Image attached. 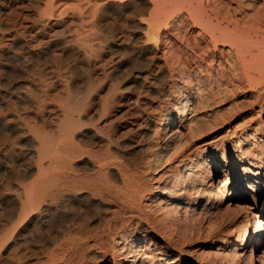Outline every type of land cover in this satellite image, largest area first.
<instances>
[{"label":"bare ground","instance_id":"6f19581e","mask_svg":"<svg viewBox=\"0 0 264 264\" xmlns=\"http://www.w3.org/2000/svg\"><path fill=\"white\" fill-rule=\"evenodd\" d=\"M23 7L26 11H20ZM111 10L137 14L144 25L140 41L113 28V51L127 46L137 54L131 63L166 68L171 101L144 115L135 101L126 109L121 132L112 137L111 130L102 136L104 130L87 116L93 98L73 95L61 70L57 80L65 97L61 94L52 108L48 98L28 93L14 102L0 100V178L10 174L0 182V264H144L152 259L145 243L160 239L175 246L172 236L183 232V219L194 210L205 218L203 239L211 242L195 247L204 258L200 263L264 264V195L259 193L264 180V0H0V53L6 60L1 57L25 68L42 60L47 64L44 55L51 51L50 60L59 68L68 64L70 52L72 61L89 66L96 44L106 38L100 18ZM148 43L153 51L147 57ZM202 68L214 80L235 68L243 79L261 84L257 119L250 118L245 129L228 128L233 138L228 142L197 136L206 122L195 106L203 109L211 99L199 83L204 75L197 71L206 72ZM111 102L104 100L102 109ZM29 106L40 109L33 112ZM103 142L106 153L94 154L91 145ZM102 172L104 178L97 180ZM226 198L243 203L239 215H214ZM93 201L97 209L89 215L82 209ZM124 215L130 217L127 223ZM91 221L102 223L100 229H92ZM108 238L113 247L107 254ZM89 239L90 249L82 253ZM174 249L182 254L181 247Z\"/></svg>","mask_w":264,"mask_h":264},{"label":"rangeland","instance_id":"374dc122","mask_svg":"<svg viewBox=\"0 0 264 264\" xmlns=\"http://www.w3.org/2000/svg\"><path fill=\"white\" fill-rule=\"evenodd\" d=\"M142 6H143V4L141 5V7ZM23 8L24 9H21L20 11H26L25 10L26 8L25 7H23ZM120 12H121L120 10H111L109 12V14H110L109 17L106 16L104 19L100 18L101 22H102V24H101L102 29L104 31L102 36H105L106 38L105 39L103 38L100 41V43L96 44L97 45L96 49L97 48L98 49L96 51H94L95 54L91 55L92 58H90L91 61L89 63V66H87L88 64L86 65L84 60L81 61V59H76V61H72L71 59L73 57H72V54L69 52L66 55V61L68 62V64L64 66L65 69L63 66L57 68L53 65L52 61L50 60V58L52 57L51 56L52 52L49 51L48 54L46 53L44 55L46 57V59L49 58V60L45 61V62H48L47 64L44 63V61L42 60L40 62H42L43 64L38 62V63L34 64L35 67H32L34 65L29 64L28 67L26 66L24 68L23 66H20L18 63H17L18 65H17L14 60L12 61V58L9 59V57H8L7 58L8 62L5 61L6 58L4 56H6V55H3L4 54L3 52L0 53L1 54L0 57L3 55V57L5 58V60L3 59V57H1L2 60L0 58V67H1L0 68V83H1L0 84V100L2 101V99H4V101H7L8 99L11 98V100L14 102V101H16V99H13V98H21L22 95H25L28 93V94H32V98H48V101L46 100V104H47V106L52 108V106L54 104H58L59 99L61 98V96H60L61 94H62V97H65L64 90L60 86L61 82L58 81L59 80L58 77H60L59 74L61 73L60 72V70H61L62 75L65 74L64 77L65 78L67 77L66 82L68 84L70 83V85L73 86V88H74V89H72V91L74 90L72 92L73 95L77 94V97L83 96L86 98H93L92 101L86 106L88 108L86 112H87V116L89 118H92L90 120H92V121L94 120L93 122H96L98 125H100L99 127L101 128V130H104V131H102L103 132L101 134L102 136H106L105 134L108 135L110 132H111L110 135H112V137L118 136V134L122 130L121 128L125 125L126 120H127L125 117L126 109L129 105H132L135 101H136L135 105H138V107L140 106L141 109L144 107L143 108L144 110L142 109L143 115H144V112L147 113L150 110L155 111V112L158 111L159 108H157V107H159L160 105H162L164 103L171 101V96L169 95V92H168V89H169L168 86L170 85V76L168 75L166 68L164 69V67L160 68L159 66H156L157 63L155 64V62H153L149 65L147 64V66L145 64L137 65V64L131 63V62H133V60L135 58H137V54L133 53V52L131 53L129 51L130 49H128L127 46H126L127 50L125 49V47H123L122 48L123 50H121V53H118L119 55L113 51L115 47L113 46V41L110 40L111 37L115 38L113 31L111 32V30L113 28H114V32L115 31H117V32L121 31L124 34V36L128 37L129 39L133 38V39H137V41H140V39H142V38H140L141 37L140 32L142 31V28L144 25L142 26L141 24L138 23L137 19L139 16L137 14H132L130 12H126V10H122L121 13H123V14H121ZM111 13H112V15H111ZM119 14H121V15H119ZM126 15H129L128 16L129 18ZM125 17H127V18H125ZM102 43H103V45H102ZM99 44H101V45H99ZM144 46L145 47L147 46V50L149 51L146 56L147 57L151 56L152 53H150V51H153L152 45L150 43H148ZM3 50L4 49H2L0 51H3ZM49 55H50V57H49ZM1 61L2 62L4 61V64H2ZM49 63L50 64L52 63L51 64L52 66ZM44 65H45V67H44ZM57 69H59V71H57ZM203 71L207 72L208 70L203 69L201 71V73H203ZM229 71H232V72H229ZM235 71H236L235 68L234 69L231 68L230 70H228V72H226L227 73L226 77H225L224 73H221V76L223 78L220 76L219 80L218 79L214 80L213 79L214 77H209L208 72H207V75L205 76L206 72H204L203 74H199L200 72L197 71V76H199V75L203 76L204 75L202 77V79L200 80L201 82H199V83L201 86H203V88L205 87L204 92H205V95L207 94L206 95L207 98L212 99V100L211 99L209 100L210 105L206 106L203 109L200 108V106H195V108L197 109V112L201 111V112H199L198 117L199 116L204 117V121L206 122L204 129L202 130V132L198 133L197 136L205 137L206 139H209V140H211L212 138L221 137V139H226V141L228 142V141H230V139H233V138H231L230 133L225 132L228 130V128H229V130L239 129V128L245 129L249 123L252 124L251 119H254V118L257 119V117L255 116L256 114H254V113L259 108L257 101H256V98L262 97L261 95H263L262 94L263 92H262V89L260 86L261 84L259 83V81H256L254 78L251 80L246 79V78L243 79L242 77H244V76L241 75L240 71L239 70H237V72H235ZM55 73H56V75L57 74L59 75L56 78H55V76H56ZM207 76L209 77V79L211 78V80L213 82L215 81V83H213L211 80L209 81ZM8 77H9V80H6V79H8ZM30 77H31V79H30ZM39 77L42 79H40ZM233 77H234V79H233ZM254 77H256V76H254ZM32 79H35L36 81L32 80ZM54 79H56V80L58 79L57 80L58 82H56V80H55V83H53ZM221 79H223V80H221ZM31 80H32V82H31ZM44 80H45V82H43ZM46 80H48V81H46ZM2 81H4L6 84ZM8 81H10V82H8ZM27 82H29V84ZM206 82H209V83L211 82L210 84L212 86L208 83L206 84ZM35 83H36V85H35ZM48 85H50V86H48ZM89 85L92 86V88H88ZM25 88H27V89H25ZM50 88H52V89H50ZM212 88L217 89V91H216L215 95L210 96L209 92H210V90L212 91ZM40 89H43L42 91L48 90L50 94L49 93L45 94V91L42 92V91H40ZM208 89H209V91H208ZM62 91H63V93H62ZM84 92H86V93L84 94ZM83 97H81V98H83ZM49 98H51V99H49ZM104 100L105 101L106 100L112 101L111 102L112 105L110 104L109 108H107L106 110L102 109V103ZM54 101H55V103H54ZM56 101H58V102H56ZM261 102H262V100H261ZM261 102H259V103H261ZM21 105L22 104H19V105H17V107L22 108L23 106H21ZM1 107L3 108L4 106H1ZM29 107L27 109H32V110H34L33 112L37 111V108L40 109L38 106H36L37 108L36 107H33V108L30 107L29 108ZM140 107H139V109H140ZM51 113L53 114L54 112L51 111ZM29 117L31 118L32 115L30 114ZM261 117H264V116L261 115ZM57 118H58L57 113H54L51 116V120H53V121H56ZM112 125H114V126H112ZM150 125L153 126V124H150ZM3 127L4 126L0 125V130H1L0 132L3 131L2 130ZM247 129H249V128H247ZM91 146H92V148H91L92 152L96 155L98 154V156H103V154H105L107 151V147H106L104 142L103 143H95ZM21 148H22L21 150H23L26 153L29 146L27 143H24ZM8 173L9 172L5 173V176L3 177V179L0 178V182H6L9 179L10 174H8ZM84 173L88 174V173H92V172H90V170H87V172H84ZM222 173H223L222 171H219V173H217L216 176L213 177V179H214L213 182H215V185L217 184V179H218L217 177H221ZM103 174H105V173L102 172L101 175L99 174L100 178H98L99 177V175H98L97 180L98 179L100 180L101 177H103ZM114 182L116 184L119 183V180H118V178H116V176H115ZM261 183H262V185H264V180H262ZM262 185H260V187H259L260 188L259 193H260V195L263 196L264 195V186H262ZM2 188L3 187L0 185L1 190H2ZM228 191H230V189L227 190V192ZM83 193H84V195H87L88 192H83ZM83 193H82V195H83ZM232 194L233 193H230L229 195L232 196ZM230 199L231 198L224 199L221 202L219 209L217 211H215L214 215L219 216V215L224 214L225 216H227L229 218H233V217L239 215V213L242 210L243 203L239 200H230ZM94 202L97 203L96 201H93L92 203H90L91 205L89 208H83L82 210L84 212L87 211L89 213V215L94 214V212H96L94 209H97ZM223 202H225V203H223ZM96 205H98V203ZM88 209H89V211H88ZM192 212L194 214L191 213V215L189 216L188 219H186V218H185V220L183 219V221L186 223L187 226L183 227V229L181 230V231H183L182 233L179 232L178 237L181 239L178 240L177 236H172L174 239V242H175V246H174V243L166 244L160 239L159 240H152L151 241L152 243L150 242L149 244H148V242L145 243V245L146 246L148 245V247H149V254L151 253L150 256L152 257V259L154 257V259L148 260V262H145L144 264H151V263L152 264H158V263L159 264H191V263L192 264H202L200 262L204 261V260H202L204 258H201L202 256L198 255L199 250H195V247L207 248L208 247L207 245L210 244L211 242L205 238L203 239L205 232L203 229L204 226L202 224H204L205 218L197 210H194ZM123 218L125 221L127 219L129 220L130 217L129 216L127 217V215H124ZM128 220L125 221L124 223H127ZM93 222L91 221V224H90L91 228L92 229H100V226L102 223H98L97 221H93ZM89 223H90V221H89ZM189 223H190V225L188 226ZM199 223H200V225H199ZM141 224H143V223H141ZM95 225H97V226H95ZM98 226H99V228H96ZM138 226H140V225L139 224L134 225V227H138ZM143 226H144V224H143ZM184 228H186L185 232H184ZM224 228H225L224 230H226V231H228V229H230V227H228V226H225ZM196 231H198V232L202 231V233L200 234L201 238H199V236H197L198 233H196ZM180 234H181V236H180ZM188 234H190V235H188ZM192 235H193L195 240H193ZM184 237L186 238L187 241L189 239L191 240V237H192V242L190 240L187 242L186 240H184ZM90 241L91 240L89 239V241H87V244L86 243H85L86 245L84 244L86 247L84 245L81 247V250L83 248L82 253H84L85 251L86 252L89 251L90 248L87 249V246L91 245ZM176 246L181 247V250H182L181 255H179V253H177L175 251L174 247H176ZM112 247H113L112 243H111L110 239L108 238L107 254L110 253ZM84 248H86L85 251H84ZM112 251H114V250H112ZM107 259L110 260L109 255H107ZM94 260H99V259L95 258ZM232 261L233 260H231V263H232ZM216 263L220 264V260H218ZM109 264H112L111 261H109ZM233 264H235V262Z\"/></svg>","mask_w":264,"mask_h":264}]
</instances>
